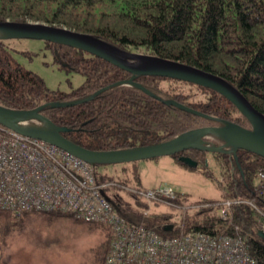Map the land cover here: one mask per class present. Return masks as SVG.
Segmentation results:
<instances>
[{"label": "trees", "instance_id": "obj_1", "mask_svg": "<svg viewBox=\"0 0 264 264\" xmlns=\"http://www.w3.org/2000/svg\"><path fill=\"white\" fill-rule=\"evenodd\" d=\"M41 21L87 32L127 51L178 60L211 71L233 84L259 111L264 113V0H0V20ZM0 38V104L26 110L40 106V113L71 141L93 150L145 146L166 141L187 129L231 120L249 126L234 104L215 90L184 80L136 75L140 87L122 83L131 73L80 48L66 43L45 41L54 61L66 70L82 73V84L69 91L51 90L43 79L24 68L11 54L9 39ZM185 86L204 91V99H193ZM164 100H176L216 117L185 111ZM215 138V142H220ZM210 153L218 169L217 198H192L176 191L175 203L186 205L209 202L199 209H187L161 201L150 202L121 187L107 188L114 209L126 220L143 224L162 235L168 223H184L187 228L211 233H238L250 255L264 264V238L258 234L260 213L264 211V183L258 171L264 158L244 149L235 152L190 148L182 154L197 161L208 177L214 173L205 164ZM100 165V164H99ZM95 164V167L99 166ZM103 165V164H101ZM98 173V180L142 187L135 177ZM115 173V172H114ZM118 174V173H117ZM225 198L252 200L234 203L221 216L216 202ZM215 203V204H214ZM29 211L51 213L57 210H23L20 214L0 208V231L26 217ZM180 211V212H177ZM71 215V214H70ZM99 223V222H96ZM102 224V223H100ZM104 225V224H102ZM100 243V259L110 241Z\"/></svg>", "mask_w": 264, "mask_h": 264}, {"label": "built area", "instance_id": "obj_2", "mask_svg": "<svg viewBox=\"0 0 264 264\" xmlns=\"http://www.w3.org/2000/svg\"><path fill=\"white\" fill-rule=\"evenodd\" d=\"M19 124L39 126L40 122L24 120ZM99 168L54 144L0 124V208L13 212L57 210L106 225L110 241L105 264H260L236 232L211 233L172 223L169 230L173 228V233L162 235L126 220L114 209L107 188L121 187L148 202H165L184 212L210 203H175L176 190L168 185L137 187L98 180ZM258 177L264 183V167ZM241 201L255 207L252 200L225 198L216 202L219 214L225 216ZM257 210L259 229L264 231V211Z\"/></svg>", "mask_w": 264, "mask_h": 264}, {"label": "water", "instance_id": "obj_3", "mask_svg": "<svg viewBox=\"0 0 264 264\" xmlns=\"http://www.w3.org/2000/svg\"><path fill=\"white\" fill-rule=\"evenodd\" d=\"M0 30L7 32L0 35V38H39L80 47L130 72L131 75L128 79L119 82L136 85L154 97L157 96L134 81L133 78L136 75L171 77L211 88L234 104L249 122V126L246 127L231 120H218L219 124L190 128L156 144L112 150H93L66 138L62 134L66 128L55 125L41 114L40 106L19 110L0 104V124L7 128L54 144L93 165L134 161L164 154L171 155L190 148L207 152H235L237 149H244L264 158V113L255 108L233 84L211 71L174 59L123 50L90 33L41 21L0 20ZM162 100L185 111L216 119L214 116L176 100ZM24 120H34V122H40V125H20L19 122ZM211 136L221 140V143H208L205 138ZM178 159L191 167L197 165V161L188 155L180 154ZM171 226L172 224L168 223L164 229L169 230ZM258 234L264 238L262 229H258Z\"/></svg>", "mask_w": 264, "mask_h": 264}, {"label": "rangeland", "instance_id": "obj_4", "mask_svg": "<svg viewBox=\"0 0 264 264\" xmlns=\"http://www.w3.org/2000/svg\"><path fill=\"white\" fill-rule=\"evenodd\" d=\"M9 42L12 57L24 68L40 76L49 89L66 92L84 81L82 73L66 70L54 61L51 48L46 46L44 40L18 37L9 39ZM184 89L192 93L193 99H204V91L189 86ZM206 161L214 177L206 176L201 171L202 168L189 169L179 164L169 154L105 163L98 167L100 173L117 176L125 175V170L142 187L168 185L192 198H217L222 192L215 180L219 176L218 169L213 164L210 153H207ZM146 203L150 209L152 204ZM20 212L14 214L19 215ZM60 212L61 215L54 216L51 213L29 211L26 217H21L20 221H16L5 232L0 231V264H102L99 245L107 237L106 227ZM108 246L109 243L106 251Z\"/></svg>", "mask_w": 264, "mask_h": 264}, {"label": "flooded vegetation", "instance_id": "obj_5", "mask_svg": "<svg viewBox=\"0 0 264 264\" xmlns=\"http://www.w3.org/2000/svg\"><path fill=\"white\" fill-rule=\"evenodd\" d=\"M213 125H216V124H213ZM205 140L208 142V143H213V144H219V143H221V141L220 142H215V137L214 136H211V137H209V138H205ZM186 150H188V149H186ZM182 151L183 150H180V151H178V152H176L177 154H179L180 152H181V154H182ZM207 152V151H206ZM176 153H174V154H176ZM180 155V154H179ZM178 155V156H179ZM207 163V162H206ZM205 163V164H206Z\"/></svg>", "mask_w": 264, "mask_h": 264}, {"label": "bare ground", "instance_id": "obj_6", "mask_svg": "<svg viewBox=\"0 0 264 264\" xmlns=\"http://www.w3.org/2000/svg\"><path fill=\"white\" fill-rule=\"evenodd\" d=\"M7 32L6 31H4V30H0V35H4V34H6Z\"/></svg>", "mask_w": 264, "mask_h": 264}]
</instances>
